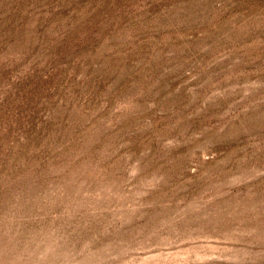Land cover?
Returning <instances> with one entry per match:
<instances>
[{
	"label": "rangeland",
	"instance_id": "obj_1",
	"mask_svg": "<svg viewBox=\"0 0 264 264\" xmlns=\"http://www.w3.org/2000/svg\"><path fill=\"white\" fill-rule=\"evenodd\" d=\"M0 264H264V0H0Z\"/></svg>",
	"mask_w": 264,
	"mask_h": 264
}]
</instances>
